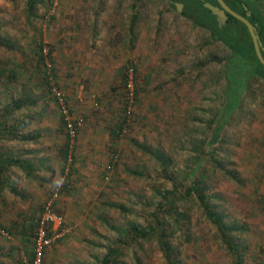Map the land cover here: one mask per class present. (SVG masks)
<instances>
[{
	"label": "rangeland",
	"instance_id": "1",
	"mask_svg": "<svg viewBox=\"0 0 264 264\" xmlns=\"http://www.w3.org/2000/svg\"><path fill=\"white\" fill-rule=\"evenodd\" d=\"M44 1L29 20L26 0H0V37L10 46L0 45V122L13 132L0 131V150L34 166L11 165L2 175L0 225L10 237L0 236V264H29L42 203L66 168L57 210L68 233L47 248L44 264H167L157 232L142 239L129 231L133 223L161 226L156 214L165 218L176 264H260L263 81L250 79L241 107L203 156L221 106L225 45L169 10L167 0ZM39 39L54 69L52 86L82 121L70 164L59 108L35 55ZM130 62L137 93L121 134ZM193 174L231 227L236 252L195 197L160 207L162 194L182 192Z\"/></svg>",
	"mask_w": 264,
	"mask_h": 264
},
{
	"label": "trees",
	"instance_id": "2",
	"mask_svg": "<svg viewBox=\"0 0 264 264\" xmlns=\"http://www.w3.org/2000/svg\"><path fill=\"white\" fill-rule=\"evenodd\" d=\"M44 2V0H26V14L29 20L36 19L38 17L37 10L44 4ZM177 2L182 4V10L180 12L175 6V3ZM205 2L217 5L216 0H167V7L169 10H173L176 14L190 20L194 26L208 30L210 34L209 41L213 43H221L229 50V54L225 57V61L223 62L222 78L224 80V88L221 94V106L211 119V122H213V126L211 128L212 132L211 136L203 142V156L211 154L214 151V146L220 140V136L224 130V125L241 107L245 96L248 94L247 91L250 86V79L259 78L264 83V65L259 62L255 55L251 37L246 26L240 20L227 12H225V23L219 26L215 15L204 6ZM224 2L230 9L246 17L255 27V31L263 48L261 53L264 58V0H224ZM0 45H7L10 48L8 40L2 37H0ZM35 55L37 56L39 67H41V73L48 85L50 83L49 90L52 92L53 86L50 81V75L54 69L51 64L50 56L43 53V43L40 42V39L37 43ZM46 61L49 64H47ZM123 79L125 88V68ZM136 93L137 90L135 89V95ZM14 107L21 108L22 102L20 100H16L14 102ZM126 119L127 116L124 114L122 116L121 123L118 126V132L121 134ZM7 125V123L0 122V131H4L5 135L11 137L13 136V132L6 128ZM65 153H67V149L65 150ZM11 165H19L26 171L30 172L34 167L30 162L20 160L12 155H6L0 150V181L3 182L2 175ZM222 170L236 182H240L239 175L237 173L226 168H222ZM165 173L167 176L169 172H166L165 169ZM189 182L190 184L182 192H175L173 189L166 190L162 194L160 207H162V205L169 204L171 208H174L176 202L175 200L189 198L192 196L195 197L205 216L216 226L229 249L236 252L237 246L234 244L230 234L231 227L223 221L221 214L214 208L210 200L211 196L206 192L205 181L200 178V176L197 177L193 174L192 177L189 178ZM154 218L161 221V226H157L153 223L146 226L133 223L130 224L129 231L135 237L142 239L148 238L153 232H157L160 250L167 264H176V259L173 257L171 251L172 247L170 246V242L167 238V229L163 227V219L164 222H166L165 218L162 219L158 214H156ZM5 229L10 231L8 228ZM110 251L118 252V250L114 248Z\"/></svg>",
	"mask_w": 264,
	"mask_h": 264
},
{
	"label": "built area",
	"instance_id": "3",
	"mask_svg": "<svg viewBox=\"0 0 264 264\" xmlns=\"http://www.w3.org/2000/svg\"><path fill=\"white\" fill-rule=\"evenodd\" d=\"M43 53L45 55L48 54V51L44 47ZM47 64L49 63L47 62ZM134 69V63L132 62L127 64L125 67L126 80L124 114L125 116H127V119L123 126L122 133L126 132V129L128 128L127 126L129 125L132 118V105L135 97ZM52 93L59 108L64 132L68 138V148L66 156L67 164H70L73 161L72 150L78 136L79 127L82 125V121L72 112L68 104V100L63 92L53 87ZM67 174L68 168H66L60 181L55 185L54 189L42 203L40 215L37 219L34 229L33 257H31V261H29V264H43L44 253L47 248L57 243L68 233V228L66 227L64 216L57 210V200L60 196L62 188L67 183ZM0 236L9 238L10 231L0 226ZM260 264H264V249Z\"/></svg>",
	"mask_w": 264,
	"mask_h": 264
},
{
	"label": "water",
	"instance_id": "4",
	"mask_svg": "<svg viewBox=\"0 0 264 264\" xmlns=\"http://www.w3.org/2000/svg\"><path fill=\"white\" fill-rule=\"evenodd\" d=\"M217 1V5H213L209 2H205L204 6L206 8H208L212 14L215 15L216 17V21L218 23L219 26L223 25L225 23L226 20V14L225 12L231 14L232 16H234L235 18H237L238 20H240L247 28L248 33L251 37V41L253 44V48H254V52L255 55L257 57V59L259 60V62L264 65V58L262 56V46H261V42L259 40V37L255 31V27L251 24V22L244 17L243 15L235 12L234 10L230 9L228 7V5L224 2V0H216ZM175 6L177 8V10L180 12L181 8H182V4L181 3H175Z\"/></svg>",
	"mask_w": 264,
	"mask_h": 264
},
{
	"label": "crops",
	"instance_id": "5",
	"mask_svg": "<svg viewBox=\"0 0 264 264\" xmlns=\"http://www.w3.org/2000/svg\"><path fill=\"white\" fill-rule=\"evenodd\" d=\"M89 128H90V127H89ZM89 128H86V129L91 130V128H90V129H89ZM79 130H80V129H79ZM68 185H69V184H68ZM66 186H67V185H66ZM62 190H63V189H62ZM62 190H61V192H62ZM60 195H61V193H60ZM59 197H60V196H59ZM58 199H59V198H58ZM57 201H58V200H57ZM33 239H34V236H33ZM31 250H32V253H33V246H32V249H31ZM31 256H32V254H31ZM31 256H30V257H31ZM29 261H31V259H30Z\"/></svg>",
	"mask_w": 264,
	"mask_h": 264
}]
</instances>
